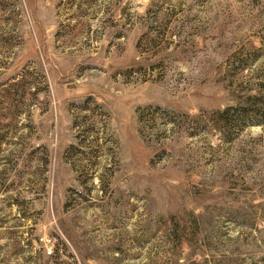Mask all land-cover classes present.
<instances>
[{
  "label": "rangeland",
  "instance_id": "374dc122",
  "mask_svg": "<svg viewBox=\"0 0 264 264\" xmlns=\"http://www.w3.org/2000/svg\"><path fill=\"white\" fill-rule=\"evenodd\" d=\"M0 264H264V0H0Z\"/></svg>",
  "mask_w": 264,
  "mask_h": 264
},
{
  "label": "built area",
  "instance_id": "2783aa9c",
  "mask_svg": "<svg viewBox=\"0 0 264 264\" xmlns=\"http://www.w3.org/2000/svg\"><path fill=\"white\" fill-rule=\"evenodd\" d=\"M51 251H50V249H47V253H50Z\"/></svg>",
  "mask_w": 264,
  "mask_h": 264
}]
</instances>
